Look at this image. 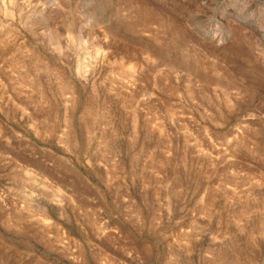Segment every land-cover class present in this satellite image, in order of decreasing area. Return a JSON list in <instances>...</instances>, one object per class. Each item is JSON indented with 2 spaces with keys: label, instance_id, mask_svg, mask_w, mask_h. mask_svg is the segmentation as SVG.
I'll use <instances>...</instances> for the list:
<instances>
[{
  "label": "rangeland",
  "instance_id": "1",
  "mask_svg": "<svg viewBox=\"0 0 264 264\" xmlns=\"http://www.w3.org/2000/svg\"><path fill=\"white\" fill-rule=\"evenodd\" d=\"M0 264H264V0H0Z\"/></svg>",
  "mask_w": 264,
  "mask_h": 264
},
{
  "label": "bare ground",
  "instance_id": "2",
  "mask_svg": "<svg viewBox=\"0 0 264 264\" xmlns=\"http://www.w3.org/2000/svg\"><path fill=\"white\" fill-rule=\"evenodd\" d=\"M38 56L36 55V58H37ZM32 59H34V58H32ZM38 59V58H37ZM44 60V59H43ZM42 60V61H43ZM30 61V60H29ZM34 61V60H33ZM36 62V61H35ZM45 62V61H44ZM36 64V63H35ZM33 66V65H32ZM52 66V65H51ZM41 67V66H40ZM50 66H48V68H49ZM53 68V67H52ZM47 69V68H46ZM56 69V68H55ZM53 70V69H52ZM78 70H79V68H78ZM56 71V70H55ZM58 72V71H57ZM63 76H64V74H63Z\"/></svg>",
  "mask_w": 264,
  "mask_h": 264
}]
</instances>
